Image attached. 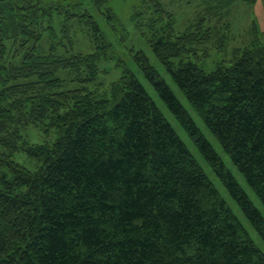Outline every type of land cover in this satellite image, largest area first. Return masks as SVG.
I'll return each instance as SVG.
<instances>
[{"label":"trees","instance_id":"1","mask_svg":"<svg viewBox=\"0 0 264 264\" xmlns=\"http://www.w3.org/2000/svg\"><path fill=\"white\" fill-rule=\"evenodd\" d=\"M55 2L0 0V264H264L134 72L117 59L121 74L103 91L101 65L116 57L98 21L80 4ZM236 2L257 0H214L181 33L160 0H143L130 21L264 207V45L256 25L251 45L229 64L210 72L199 64L213 34L225 43L210 24L225 22ZM105 15L117 21L112 10ZM75 27L92 53L75 51ZM130 53L264 244L261 213L147 56ZM28 128L52 140L32 143ZM18 153L37 169L15 162Z\"/></svg>","mask_w":264,"mask_h":264},{"label":"rangeland","instance_id":"2","mask_svg":"<svg viewBox=\"0 0 264 264\" xmlns=\"http://www.w3.org/2000/svg\"><path fill=\"white\" fill-rule=\"evenodd\" d=\"M52 1V0H46ZM56 1L57 5L68 6L71 8L74 4H80L86 11L91 14L99 23L102 32L106 33L108 36V40L113 45V54L116 59L108 62H103L101 65L102 69H104L107 75L104 76L105 89L112 81L117 80V78L121 74L120 68H115L117 59L120 60L126 67H129L134 74L136 75L139 82L144 87L145 91L148 93L150 98L153 100L157 108L160 110L164 118L170 123L173 127L174 131L178 135V137L185 144L191 155L198 162L199 166L202 168L208 179L214 185V187L218 190L221 197L225 200L233 214L237 217V219L242 223L250 239L253 241L255 246L260 250V252L264 255V244L256 234V232L252 229V227L248 224L247 220L235 204V202L229 197V195L224 190L223 186L219 182V180L212 173L210 168L207 166L205 161L202 159L200 154L197 152L195 147L192 145L191 141L188 139L182 128L178 125L175 119L168 112L164 104L160 101L157 94L147 82V80L143 77L137 66L132 61V56L130 53V48H133L136 51H142L147 58L149 59L150 64L159 72L161 77L165 80L177 100L181 103L183 108L188 112L189 116L192 118L202 135L207 139V141L211 144L214 151L219 155L222 162L226 166V168L231 172L234 176L235 180L239 184V186L246 193L250 201L253 205L258 209L264 218V207L260 203L259 199L249 188L241 174L236 170L228 156L223 152L220 145L214 139V137L207 130L206 126L203 124L200 117L188 103L184 95L172 81L169 73L165 71L163 66L156 59L154 54L152 53L149 44L147 43V38L141 35V32L137 31L136 28L131 24L130 18L133 11L138 10L141 2L143 0H105V2H98L96 0H53ZM187 3L185 0L177 2V0H160L168 11H170L175 19L176 26L175 31L177 33H181L185 31L191 24L195 23L196 16L206 15V9L210 7H214V0H188ZM106 9L112 10L113 14L117 16V21H108L105 11ZM230 13L228 15V19L226 18L225 22H222L218 26H214L213 23L210 24V27L213 29L220 28V33L223 32L226 36V41L223 45L220 43V35L216 36L212 35V39L205 46V51L208 52V57H200L199 64L201 67L210 72L214 70L218 63L223 62L225 65L229 64L233 58V54L236 50L241 48H246L251 45L252 41V24L254 23L257 27L258 31V39L262 45H264V0H257V3L254 6H248L246 4L236 2V4L229 10ZM55 14V13H54ZM225 18V16H223ZM54 25L56 29H59V25L61 23L57 17L54 19ZM228 26L229 29L226 31L222 29V26ZM214 26V27H213ZM125 30L128 33V37H126ZM105 36V34H104ZM122 36L126 40L122 42ZM75 38H76V46L75 51L82 54L92 53V47L89 43L87 36L85 35L84 30L75 27ZM201 55L203 52L200 53ZM60 77H64L63 74ZM73 88V86L71 87ZM93 87H90L92 89ZM103 91L101 93H103ZM25 137L29 139L32 143H44L52 140V138H47L45 135L41 134L34 128H28L24 131ZM14 161L23 167L27 168L30 171H34L37 169V166L34 161L29 160L24 153H18L14 156Z\"/></svg>","mask_w":264,"mask_h":264}]
</instances>
